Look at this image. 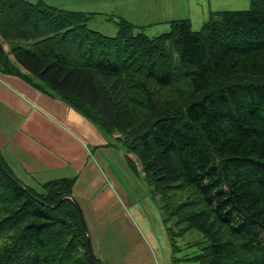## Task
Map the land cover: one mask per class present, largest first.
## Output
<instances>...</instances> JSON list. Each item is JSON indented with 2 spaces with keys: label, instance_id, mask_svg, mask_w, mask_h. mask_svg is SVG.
Instances as JSON below:
<instances>
[{
  "label": "trees",
  "instance_id": "obj_1",
  "mask_svg": "<svg viewBox=\"0 0 264 264\" xmlns=\"http://www.w3.org/2000/svg\"><path fill=\"white\" fill-rule=\"evenodd\" d=\"M93 18L0 0V74L56 94L107 138L118 134L131 169L138 163L159 195L164 224L181 227L172 237L202 234L206 245L187 260L264 264V0L198 31L172 21L153 38L122 17L108 20L119 28L108 36ZM76 181L27 186L0 148V264H105L90 257Z\"/></svg>",
  "mask_w": 264,
  "mask_h": 264
},
{
  "label": "crops",
  "instance_id": "obj_2",
  "mask_svg": "<svg viewBox=\"0 0 264 264\" xmlns=\"http://www.w3.org/2000/svg\"><path fill=\"white\" fill-rule=\"evenodd\" d=\"M83 6L69 10L102 15L107 21L111 17L129 21L121 13H99ZM41 91L34 83L0 74V148L7 164L35 189L48 181L76 177L73 197L93 253L103 263L161 264L156 247L165 231L163 214L152 213L143 204L152 199L140 165L136 163L135 174L113 139L59 98ZM147 214L159 217L156 231L150 230Z\"/></svg>",
  "mask_w": 264,
  "mask_h": 264
},
{
  "label": "rangeland",
  "instance_id": "obj_3",
  "mask_svg": "<svg viewBox=\"0 0 264 264\" xmlns=\"http://www.w3.org/2000/svg\"><path fill=\"white\" fill-rule=\"evenodd\" d=\"M49 5L66 9L78 8L82 4L89 8L85 10H95L99 13H121L127 16L129 21L141 28V33L153 38L157 35L169 32L171 23L175 20L187 19L194 31L210 21L217 13L222 11H243L252 7V0H43ZM65 7V8H64ZM71 10V11H73ZM108 15V14H106ZM90 26L108 36H115L118 33V26L114 22L107 21L104 16L97 15ZM138 33V31H137ZM7 50V46L5 45ZM36 82H39L36 80ZM44 91V90H43ZM42 93H46L43 92ZM47 94V93H46ZM50 95V94H48ZM52 97L59 98L54 93ZM118 136V134H116ZM117 138V137H116ZM115 142V138H112ZM143 180V179H142ZM148 196L147 207L152 209V213L158 214L162 203L159 195L150 193L148 183L143 180ZM159 215V214H158ZM135 217H138L135 215ZM150 220V230L156 231L157 225L161 226L159 217L147 214ZM176 219L169 220L163 225L162 237L157 238L159 247H156L158 258L161 264H198L196 261L187 260L200 253L202 247L206 245L200 232L192 230L182 236L172 237L171 233H177L181 227L176 226ZM148 226L145 224L143 229ZM161 228V227H160ZM171 228V231L169 230ZM158 236V233L156 234ZM154 242L153 238H151Z\"/></svg>",
  "mask_w": 264,
  "mask_h": 264
},
{
  "label": "water",
  "instance_id": "obj_4",
  "mask_svg": "<svg viewBox=\"0 0 264 264\" xmlns=\"http://www.w3.org/2000/svg\"><path fill=\"white\" fill-rule=\"evenodd\" d=\"M64 198H65V197H63V198L60 200V202H61ZM72 199L75 201L76 204H78L75 198H72ZM60 202H59V203H60ZM59 203L57 204V206L59 205ZM57 206H54V207H57ZM78 206H79V204H78ZM88 248H89V252H90V257H91V259L93 260V253H92V246H91V240H90V238L88 239Z\"/></svg>",
  "mask_w": 264,
  "mask_h": 264
}]
</instances>
